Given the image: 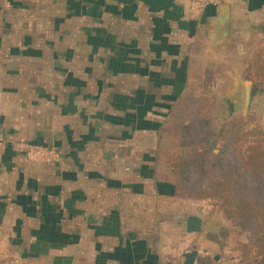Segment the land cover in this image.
<instances>
[{
  "label": "crops",
  "instance_id": "crops-1",
  "mask_svg": "<svg viewBox=\"0 0 264 264\" xmlns=\"http://www.w3.org/2000/svg\"><path fill=\"white\" fill-rule=\"evenodd\" d=\"M221 6L0 0L4 264H195L209 256L207 237L216 233H203L213 214L199 206L205 200L174 197L157 140L200 76L199 62L234 42H264V0ZM253 60V74L264 71V57ZM261 90L255 96L264 100ZM25 145L53 147L60 161L29 166Z\"/></svg>",
  "mask_w": 264,
  "mask_h": 264
},
{
  "label": "rangeland",
  "instance_id": "rangeland-1",
  "mask_svg": "<svg viewBox=\"0 0 264 264\" xmlns=\"http://www.w3.org/2000/svg\"><path fill=\"white\" fill-rule=\"evenodd\" d=\"M255 56L264 57V42H234L217 53L213 61L199 62L200 76L175 104L158 132L159 165L166 169L182 159L196 160L209 146L212 151L208 161L217 165L215 175L228 174L239 183V164L247 146L260 143L264 148V100L254 96L245 111L231 102L239 75L251 87H263L264 71L253 74L257 66L251 65ZM221 202L218 198L207 199L199 205L206 206L208 216L213 214L217 228L215 235L207 237L215 247L208 255L211 264H239L245 254L242 248L247 244V234L234 222L223 219ZM253 254L252 250L248 256ZM2 260L0 264H4Z\"/></svg>",
  "mask_w": 264,
  "mask_h": 264
},
{
  "label": "trees",
  "instance_id": "trees-1",
  "mask_svg": "<svg viewBox=\"0 0 264 264\" xmlns=\"http://www.w3.org/2000/svg\"><path fill=\"white\" fill-rule=\"evenodd\" d=\"M257 91L255 88L252 96ZM211 151L208 146L196 160L168 164L162 177L172 184L176 198L221 199L223 219L234 222L247 234V244L242 248L245 254L239 264H264V148L260 143L247 146L239 164V183L228 174L215 175L217 165L208 161ZM252 250L254 254L248 256ZM195 264H211V259L198 256Z\"/></svg>",
  "mask_w": 264,
  "mask_h": 264
},
{
  "label": "built area",
  "instance_id": "built-area-1",
  "mask_svg": "<svg viewBox=\"0 0 264 264\" xmlns=\"http://www.w3.org/2000/svg\"><path fill=\"white\" fill-rule=\"evenodd\" d=\"M200 8H218L224 0H191ZM58 150L53 147L25 145L22 152L23 162L29 166H54L60 161Z\"/></svg>",
  "mask_w": 264,
  "mask_h": 264
},
{
  "label": "water",
  "instance_id": "water-1",
  "mask_svg": "<svg viewBox=\"0 0 264 264\" xmlns=\"http://www.w3.org/2000/svg\"><path fill=\"white\" fill-rule=\"evenodd\" d=\"M221 6V5H220ZM222 10L219 14V39L222 41L224 37L227 35L228 31V10L226 6H221ZM236 88L233 92L234 96L231 99L234 107H239V109L245 111L249 107L250 103V84H236ZM212 229V230H211ZM208 232H217V228L215 227V222L213 218L208 222L204 233Z\"/></svg>",
  "mask_w": 264,
  "mask_h": 264
}]
</instances>
